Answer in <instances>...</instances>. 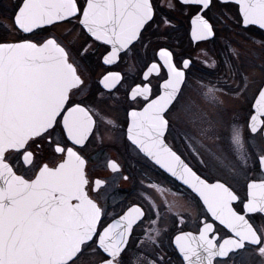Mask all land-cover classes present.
Segmentation results:
<instances>
[{"label": "snow or ice", "instance_id": "6c2138e0", "mask_svg": "<svg viewBox=\"0 0 264 264\" xmlns=\"http://www.w3.org/2000/svg\"><path fill=\"white\" fill-rule=\"evenodd\" d=\"M180 2L202 12L213 6V0ZM234 3L235 24L264 29V0ZM165 8L175 5L171 0H17L11 27L5 26L15 36L0 37V264H172L164 243L168 229L160 224L165 217L183 224L190 209L145 196L146 210L133 206L105 225L111 188L130 176L108 160L111 178H94L84 155L90 144L103 142L105 132L118 130L106 108L112 107L110 100L119 102L113 93L125 80L111 70L94 80L89 58L98 53L102 65L117 66L136 59L152 42L145 36L152 24H170ZM193 23L199 24L194 40L215 36L214 24L203 15ZM229 50L239 61L238 50ZM158 55L163 63H151L129 86V106L139 110L128 112L127 140L186 186L193 201H202L199 236L175 237L182 264H264V180L247 182L245 197L233 184L239 177L247 181L250 167L264 173V62L253 66L259 84L236 65L232 83L201 85V102L216 109L210 118L185 95L192 61L177 67L166 47ZM153 72L161 81L156 91L149 79ZM254 85L256 114L245 125L225 119L222 97L239 100ZM168 136L182 150L168 146ZM152 189L163 191L149 182L146 190ZM215 222L227 229L223 236Z\"/></svg>", "mask_w": 264, "mask_h": 264}, {"label": "flooded vegetation", "instance_id": "af4514ba", "mask_svg": "<svg viewBox=\"0 0 264 264\" xmlns=\"http://www.w3.org/2000/svg\"><path fill=\"white\" fill-rule=\"evenodd\" d=\"M161 2L164 3L165 0H161ZM171 2L175 8L164 9V14L170 19V24L167 26L161 24L159 27L157 24H152L150 31L145 34L146 40L150 39L152 42L146 49L139 50V56L136 59H128L117 66L102 65L97 58L98 53L89 58L94 80H98L101 74L107 70L121 72L125 75V80L117 86L118 90L113 93L119 102L115 103L110 100L109 103L112 104V107L106 108L108 117L117 121L118 130L105 132L103 142L90 144L84 155L89 160V168L95 169L94 178H111L113 174L106 166L108 160L116 161L123 174L130 176L129 181L120 180L111 188L105 202L108 213L107 218H105V225L112 223L113 219H119L133 206H141L146 210L147 204L143 199L145 196L156 203H161L166 198L167 203L177 202L190 209V212L185 214L183 224L169 217H165L160 224L162 229L165 227L168 229L164 243L172 264H182L183 258L176 246L175 237L182 232L199 236V229L202 227L200 221L203 219V216L199 214V204H202V201H199L198 198L193 201L186 186L175 181L160 167L144 157L142 153L138 154L135 146H132L131 142L127 140V126L130 123L128 112L133 107L139 110L138 105L129 106L127 100L129 86L142 79L151 63H163L158 52L161 47H166L173 53V62L177 67H182V62L185 59L192 61L189 72L190 87L186 89L185 95L190 101L199 105L210 118H215L216 109L201 102L199 95L202 91L201 85L219 87L225 82L232 83L231 67L236 65L241 70L254 74V79L259 84L261 76L258 72H254L253 66L264 62V44L260 43L264 41V30L259 29L258 26H249V30H244L242 24H235V20L238 18V6L231 0L228 3L213 0L211 10L203 12L196 6L183 5L180 0H171ZM16 4L17 0H0V37H7L12 40L15 36V33L7 32L5 26L11 27ZM198 15H203L205 19L214 24L216 31L214 37L206 40L193 39V29H199V24L193 23ZM225 17H230L232 22L226 21ZM54 31L59 33L61 29L57 28ZM250 42L253 43L251 49ZM230 48L238 50L239 61L231 56ZM213 62H215L214 65ZM161 75H164L163 71H161ZM149 79L153 90L156 91L161 81L158 80L155 72L150 75ZM99 87L102 88V85ZM257 96L255 85L239 100L234 99L231 95L223 96L225 119H235L241 125H245L246 122L250 121L251 115L256 114L255 101ZM247 135L248 130L245 128V136ZM166 142L174 150H177L178 147L182 150L179 141L174 140L172 136H168ZM259 142L257 140V143ZM247 175L249 178L247 181L244 177H239L238 181H233L235 188L242 197L247 195V182L252 179L257 182L264 180V173H261L256 167H250ZM149 182L157 184L163 191L146 190ZM209 182L214 181L209 180ZM177 210L183 211V209ZM209 222H212L211 218H209ZM214 226L218 236H223L227 232V229H224L218 222H215ZM144 227L145 229L148 227L147 222H145ZM136 235H140V229H136ZM83 264H87V261L85 260Z\"/></svg>", "mask_w": 264, "mask_h": 264}, {"label": "water", "instance_id": "95a60500", "mask_svg": "<svg viewBox=\"0 0 264 264\" xmlns=\"http://www.w3.org/2000/svg\"><path fill=\"white\" fill-rule=\"evenodd\" d=\"M231 1H234V0H231ZM264 30V29H263ZM165 143L168 145V146H170L166 141H165ZM171 147V146H170ZM174 150V149H173ZM158 166V165H157ZM159 167V166H158ZM162 169V168H161ZM163 171H165L164 169H162ZM167 173V172H166ZM168 174V173H167ZM170 175V174H169ZM127 212V211H126Z\"/></svg>", "mask_w": 264, "mask_h": 264}, {"label": "rangeland", "instance_id": "374dc122", "mask_svg": "<svg viewBox=\"0 0 264 264\" xmlns=\"http://www.w3.org/2000/svg\"><path fill=\"white\" fill-rule=\"evenodd\" d=\"M252 44H253V43H252V42H250V49L252 48ZM250 51H251V50H250ZM209 112H210V111H209Z\"/></svg>", "mask_w": 264, "mask_h": 264}]
</instances>
